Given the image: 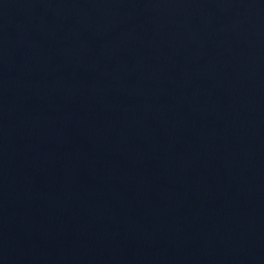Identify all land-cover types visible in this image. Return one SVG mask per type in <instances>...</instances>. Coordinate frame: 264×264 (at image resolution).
<instances>
[{
    "label": "water",
    "instance_id": "obj_1",
    "mask_svg": "<svg viewBox=\"0 0 264 264\" xmlns=\"http://www.w3.org/2000/svg\"><path fill=\"white\" fill-rule=\"evenodd\" d=\"M0 264H264V0H0Z\"/></svg>",
    "mask_w": 264,
    "mask_h": 264
}]
</instances>
